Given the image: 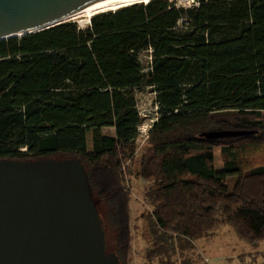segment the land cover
I'll use <instances>...</instances> for the list:
<instances>
[{"label": "trees", "instance_id": "trees-1", "mask_svg": "<svg viewBox=\"0 0 264 264\" xmlns=\"http://www.w3.org/2000/svg\"><path fill=\"white\" fill-rule=\"evenodd\" d=\"M146 87L157 109L139 172L151 207L145 264H193L197 241L220 226L264 242V0H147L84 27L66 20L1 39L0 160L77 159L104 253L129 264L123 168L133 175L135 91ZM207 125L244 133L209 139Z\"/></svg>", "mask_w": 264, "mask_h": 264}, {"label": "water", "instance_id": "water-1", "mask_svg": "<svg viewBox=\"0 0 264 264\" xmlns=\"http://www.w3.org/2000/svg\"><path fill=\"white\" fill-rule=\"evenodd\" d=\"M103 1L0 0V40L66 21ZM241 133L213 129L200 136ZM0 264H118L104 253L95 201L77 159L0 160Z\"/></svg>", "mask_w": 264, "mask_h": 264}, {"label": "rangeland", "instance_id": "rangeland-1", "mask_svg": "<svg viewBox=\"0 0 264 264\" xmlns=\"http://www.w3.org/2000/svg\"><path fill=\"white\" fill-rule=\"evenodd\" d=\"M177 2V0H176ZM67 20L75 21L80 27H84L88 24V21L85 17H75L69 18ZM143 62L146 64L147 60H149L148 53L144 52L141 56ZM137 107L141 116L143 117L142 123L139 127V134L136 138V150L134 155L135 164L133 165V175L130 177L127 174L126 165L123 168L124 171V184L126 188L129 190L130 198H129V209H130V219H129V227H130V244H131V260L129 264H145L144 259V251L148 245V236L149 231L146 224V215L150 210V205L146 199V189L148 187V180L140 175L141 166L144 164L145 158V150L147 148L146 138L148 129L151 126V123L154 121L156 117V109L157 105L154 99V93L148 88H141L135 91ZM264 116V111H263ZM213 125H207L204 127L205 130H213ZM105 133H112L111 128H105ZM88 144L91 142L90 134L87 137ZM221 156L219 153L218 147L215 148V162L216 167H220L221 165ZM208 242L218 243V246L212 250L207 247L203 250V246H205ZM228 242V243H227ZM196 252L194 254H199V258L197 256H193L196 260L193 264H207L206 258L199 253L200 248L206 255H209L210 261L212 263L215 261V257L218 253L227 252V255H231L234 253L254 251V250H262L264 251V242L259 243L257 246H250L245 244L242 240H240L233 232L229 230L227 226H220L217 230L216 237L212 240L203 239L202 241L197 242ZM112 250L111 248H109ZM264 253V252H263ZM211 263V262H210ZM231 264V262H230Z\"/></svg>", "mask_w": 264, "mask_h": 264}, {"label": "crops", "instance_id": "crops-1", "mask_svg": "<svg viewBox=\"0 0 264 264\" xmlns=\"http://www.w3.org/2000/svg\"><path fill=\"white\" fill-rule=\"evenodd\" d=\"M215 237L216 235L214 237L202 238L198 241H202L203 239L212 240ZM258 245L256 246L258 247ZM217 246H218V243L208 242L205 246H203L202 249L204 250L207 247V249L211 248L212 250H214V248ZM196 247H198L197 243H196ZM198 249H199V253L203 255L205 258H207V262H206L207 264H230V262L231 264H264V253H263L264 251L262 250L240 252V253H234L231 255L229 254L227 255V252L218 253L214 259L215 261L212 263V261H210L209 259L210 258L209 255H206L204 251H202L200 248ZM208 251L210 252L209 249Z\"/></svg>", "mask_w": 264, "mask_h": 264}, {"label": "bare ground", "instance_id": "bare-ground-1", "mask_svg": "<svg viewBox=\"0 0 264 264\" xmlns=\"http://www.w3.org/2000/svg\"><path fill=\"white\" fill-rule=\"evenodd\" d=\"M147 0H106L100 3H96L84 8H80L71 15L67 16L64 20L69 19V18H75V17H80L83 16L88 19L93 15L98 12L106 11V10H115L119 7L130 5L133 3H138V2H146Z\"/></svg>", "mask_w": 264, "mask_h": 264}, {"label": "built area", "instance_id": "built-area-1", "mask_svg": "<svg viewBox=\"0 0 264 264\" xmlns=\"http://www.w3.org/2000/svg\"><path fill=\"white\" fill-rule=\"evenodd\" d=\"M177 4L183 5V6L197 5L198 0H177Z\"/></svg>", "mask_w": 264, "mask_h": 264}]
</instances>
